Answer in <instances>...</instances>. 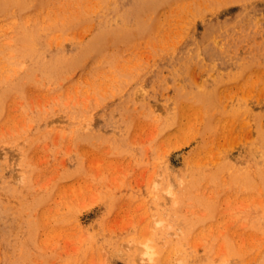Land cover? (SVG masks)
Returning <instances> with one entry per match:
<instances>
[{
	"label": "rangeland",
	"instance_id": "374dc122",
	"mask_svg": "<svg viewBox=\"0 0 264 264\" xmlns=\"http://www.w3.org/2000/svg\"><path fill=\"white\" fill-rule=\"evenodd\" d=\"M0 264H264V0H0Z\"/></svg>",
	"mask_w": 264,
	"mask_h": 264
},
{
	"label": "bare ground",
	"instance_id": "6f19581e",
	"mask_svg": "<svg viewBox=\"0 0 264 264\" xmlns=\"http://www.w3.org/2000/svg\"><path fill=\"white\" fill-rule=\"evenodd\" d=\"M107 25H108V24H107ZM27 48H28V46H26V47H24V46H23V47H19V46H18V47H17V50H18L19 53H21V56H22V57H24V53H25V52H28ZM258 72H259V70H258ZM179 182H180V181H179ZM169 184H170V183H169ZM168 188L170 189L171 186L168 187ZM171 190H172V189H171ZM168 191H170V190H167V192H168ZM170 193H171V191H170ZM169 195H170V194H169ZM171 197H172V196H171ZM172 198H173V197H172ZM151 245H152V244H151ZM145 246H146V245H145ZM146 248H147V247H146ZM141 252H142V251H141ZM143 254H144V253H143ZM140 258H144V257H140ZM144 259H145V258H144ZM148 261L150 262V258H149ZM151 262H152V261H151Z\"/></svg>",
	"mask_w": 264,
	"mask_h": 264
}]
</instances>
